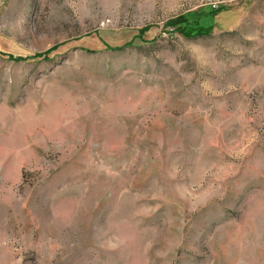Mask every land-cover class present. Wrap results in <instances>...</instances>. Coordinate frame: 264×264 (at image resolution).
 Returning <instances> with one entry per match:
<instances>
[{
    "label": "rangeland",
    "instance_id": "obj_1",
    "mask_svg": "<svg viewBox=\"0 0 264 264\" xmlns=\"http://www.w3.org/2000/svg\"><path fill=\"white\" fill-rule=\"evenodd\" d=\"M0 264H264V0H0Z\"/></svg>",
    "mask_w": 264,
    "mask_h": 264
}]
</instances>
